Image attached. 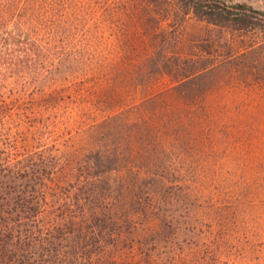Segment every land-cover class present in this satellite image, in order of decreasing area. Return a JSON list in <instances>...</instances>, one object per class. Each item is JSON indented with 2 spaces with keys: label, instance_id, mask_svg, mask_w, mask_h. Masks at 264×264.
I'll return each instance as SVG.
<instances>
[{
  "label": "trees",
  "instance_id": "16d2710c",
  "mask_svg": "<svg viewBox=\"0 0 264 264\" xmlns=\"http://www.w3.org/2000/svg\"><path fill=\"white\" fill-rule=\"evenodd\" d=\"M258 33L228 0H0V264H264V165L211 97L264 85Z\"/></svg>",
  "mask_w": 264,
  "mask_h": 264
},
{
  "label": "rangeland",
  "instance_id": "374dc122",
  "mask_svg": "<svg viewBox=\"0 0 264 264\" xmlns=\"http://www.w3.org/2000/svg\"><path fill=\"white\" fill-rule=\"evenodd\" d=\"M228 2H239L264 11V0H228ZM189 22V26L197 24L199 26L205 25L204 23H196L194 19H190ZM263 38L264 34L258 33V35L254 37V42L261 41ZM248 40L253 42L252 39ZM169 85H171V82L166 77L157 82L158 89L165 88ZM230 88V85H224L220 88L219 92L214 93L211 97L216 101H220V105H224V111L229 110L230 114L238 118V123L233 127L236 137L232 144H234L233 146L236 148L233 147V151L232 148L230 149L234 163L235 165L246 166V169L258 164H262L260 166H263L264 85H256L255 87L240 85L235 88L236 90H231ZM227 106H229V108H227ZM258 118L260 119L259 121ZM222 124H225V120L222 121ZM220 135L224 136L225 134L220 133ZM223 158L224 157H222L220 161L226 160ZM240 173V170L237 171V174ZM245 201L250 204L253 212H255L258 216H264V200L256 198L249 201L248 197H246ZM260 246L264 248V235L261 237L258 247Z\"/></svg>",
  "mask_w": 264,
  "mask_h": 264
}]
</instances>
